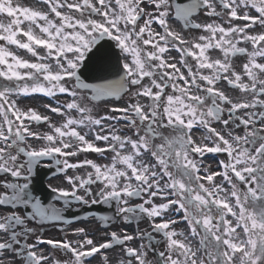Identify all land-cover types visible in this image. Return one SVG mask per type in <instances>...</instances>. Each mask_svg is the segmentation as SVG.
Wrapping results in <instances>:
<instances>
[{
  "label": "snow or ice",
  "instance_id": "snow-or-ice-1",
  "mask_svg": "<svg viewBox=\"0 0 264 264\" xmlns=\"http://www.w3.org/2000/svg\"><path fill=\"white\" fill-rule=\"evenodd\" d=\"M39 2L47 10L0 0V17H7L0 19V264H48L50 254L40 245L70 253L63 264H91L97 254L109 264L106 253L117 246L126 257L117 264H264V110L255 111L264 109V0ZM205 16L215 19L200 20ZM173 23L205 34L185 38ZM173 50L176 62H170ZM216 50L221 57L213 59ZM238 55L246 57L240 72L233 60ZM109 70L118 78L82 79L85 71ZM222 83L252 99L234 100L218 87ZM59 94L70 99L61 103ZM35 95L52 99L56 106L44 107L63 121L19 106ZM125 97V107L109 106ZM96 102L119 115H95ZM42 123L51 130L33 131ZM241 126L243 134L236 133ZM129 130L132 135H120ZM194 130L204 134L194 139ZM89 153L110 163L73 160ZM207 154L227 160L209 171ZM85 168L91 170L76 171ZM40 169L62 175L68 187L48 184L51 196L45 197L37 186ZM77 204L87 207L86 222L96 220L105 230L103 242L85 227L73 229L76 240L67 239L66 227L81 218L66 213ZM95 205L112 212H93ZM144 219L150 232L139 228ZM180 221L187 233L173 227ZM120 224L133 225V232ZM49 229L63 239L45 238ZM137 239L138 247L129 246Z\"/></svg>",
  "mask_w": 264,
  "mask_h": 264
},
{
  "label": "flooded vegetation",
  "instance_id": "flooded-vegetation-1",
  "mask_svg": "<svg viewBox=\"0 0 264 264\" xmlns=\"http://www.w3.org/2000/svg\"><path fill=\"white\" fill-rule=\"evenodd\" d=\"M218 10H219V8H218ZM205 18H209L210 21L215 19L214 17H206V16H205ZM200 20H201V17H200ZM218 22L223 23V21H218ZM225 26L227 27L228 25L225 24ZM156 27H157V25L154 24L153 28H156ZM255 31H259V29H255ZM239 46L247 47V48H249V50H251V45L250 44L246 45V42L241 41ZM13 51H17V54L22 55L25 59H30V60L34 59L30 54H28L26 52L23 54V52L18 51L15 47H13ZM170 55L172 57H175V60L170 61V62H176V61L179 60V54L175 50L171 51ZM211 56H212L213 59L219 58V57H221V53L220 52L216 53V51H212L211 52ZM166 57H167V55H166ZM233 60H234V66H235L236 71L240 72L242 70V64L244 62H246V57L243 56V55H238L237 57L233 58ZM260 62H264V60H262ZM185 74H187V73H185ZM245 80H247L246 77H245ZM144 83H148V79L147 78H145ZM218 87H220L222 90H224L226 92V94L230 95L236 101H240V100H249L250 101L252 99V95L251 94L242 93L239 90L233 89L231 86L227 85L226 83L219 84ZM201 95H203V93H201ZM260 98L264 99V96H261ZM56 99L59 100L61 103H63L65 101H67L68 99H70V97H68L67 94H59ZM140 102L142 104L149 103V101L146 98H143V97L140 98ZM18 103H19V106L21 108H24L25 110H27L28 108H34L40 114L50 116L53 123L59 124V123H61L63 121V117L58 116L56 114H52L50 111H48L44 107V105H47V104H52L53 106H56L55 102L52 99L43 97L41 95H35L33 97H30V98L22 99V100L18 101ZM224 107H228V106L225 105ZM101 109H102L101 107H97L96 110H95V115H98L99 111ZM261 110H264V109H260V108L255 109V111H261ZM245 111H253V109L241 110V111H239L237 113V115L244 116L245 115ZM73 115H78V113H73ZM224 118H227V116H225ZM237 123H239V121H237ZM212 126L216 127L217 130H219V131H222V132L226 131L222 127V125L220 123H215L214 122ZM233 127L234 126L232 124H229L228 129H233ZM257 127H259V124H257ZM32 129H33V131H39V132H46V131H50L51 130V129H49L47 127L46 124H43V123L38 125V126L33 124L32 125ZM235 132L238 133V134H243V132H244L243 126H241V128H239V129H235ZM203 134L204 133L202 131H197V130L193 131L194 139L197 136H201ZM131 135H132V132H131ZM199 142L200 141L197 140V143H199ZM32 143L35 146L38 142L33 141ZM107 157L110 158V156H107ZM85 158L92 159V160H94V161H96L97 163H100V164L110 163V159L101 158L100 156H96V155H93V154H87V156L82 154V155H80L78 157L73 158V160L74 161L75 160H83ZM219 160H227V156L226 155H222V154H207L203 158V161L205 162L204 164L205 165H210L209 171H219L220 170V168L218 166V161ZM90 170H91L90 168H85V169H79V170H76V171L79 172L80 174H83L84 172L90 171ZM48 172H49V169L48 170L47 169H40L39 170V174H41L45 178H47V180H46L47 184H50L53 187H57V186L68 187V185H67V183L64 180V177L62 175H59V176H56V177H53V176L52 177H48V174H49ZM68 174L72 175L73 174V170H69ZM216 183H220V178L219 177L216 178ZM225 187L228 188L230 186L227 185V183H225ZM240 187L244 188L245 186L244 185H240ZM40 192H41L42 195L47 197V195H46L47 190H40ZM132 202L133 203H139V201H137V200H134ZM75 207H81V206L77 204V205H75ZM69 215H70V210L66 213L67 217H69ZM177 219H178V217H177ZM28 226L29 227H33L34 225L31 222H28ZM77 227H85L86 229H95V233L96 234L93 235V239L96 242H98V243L99 242H103V240L101 239V235H102V232L105 231V230L99 228L98 222L96 220H91L90 222H86L84 219L79 220V221H75V222L71 223L70 225H68L66 227L67 239L68 240L73 241V240H76L78 238V237H76L75 235L72 234L73 233V229H75ZM116 227H117V225H113V228L107 229V231L114 230ZM119 227H121V228L127 227L129 233H132L133 229H134L133 225L120 224ZM173 227L176 228L178 231L183 230L186 233L189 231L188 226H187L186 222H184V221H180L179 223L173 225ZM139 228L142 231H149V232L151 231V228L149 227V222H148L147 219H144V220H142L139 223ZM153 235H156L157 239H160L158 234L153 233ZM43 236L45 238H53V239L59 238V239H63L64 233H62L59 230L49 229V230L43 232ZM177 238L178 239H182V237H177ZM34 240H35V237H30L29 240H28V243H33ZM192 242H193L194 246H198V240L194 239ZM140 243H142V241H140L138 239L137 240H133V241L129 242V246L138 247ZM144 243H146V241H144ZM40 247L43 248L45 254H50V259L48 261V264H53V260L59 261V262H61V264H63V261L71 258V254L70 253H65L62 249H53L51 246H47V245H40ZM153 247H155V245H153ZM158 250L159 251L165 250V244L161 243L159 245ZM104 251L105 250H102V252H104ZM5 255H7V253H5ZM106 255L108 256L109 264H117V260L119 258H126V257H123V254L120 252L119 246H117L116 248H114L112 250L107 251ZM148 259L153 260V261L156 259V257L154 256L153 252L150 251V250L148 251ZM5 264H7L6 261H5ZM18 264H19V262H18ZM91 264H102L100 254L96 255L95 259H93L91 261Z\"/></svg>",
  "mask_w": 264,
  "mask_h": 264
},
{
  "label": "water",
  "instance_id": "water-1",
  "mask_svg": "<svg viewBox=\"0 0 264 264\" xmlns=\"http://www.w3.org/2000/svg\"><path fill=\"white\" fill-rule=\"evenodd\" d=\"M115 61L113 60V63H114ZM111 71L112 70H109V72L111 73ZM103 74H106L105 73V71H101V72H96V73H90V72H87L85 75L87 76V77H89L90 75H94V76H96V77H101ZM117 75V74H116ZM92 80H95L96 82H97V79H92Z\"/></svg>",
  "mask_w": 264,
  "mask_h": 264
},
{
  "label": "rangeland",
  "instance_id": "rangeland-1",
  "mask_svg": "<svg viewBox=\"0 0 264 264\" xmlns=\"http://www.w3.org/2000/svg\"><path fill=\"white\" fill-rule=\"evenodd\" d=\"M0 19H3L5 22H7V17H0ZM201 20L205 21V22H211L209 18H205V17H201ZM235 23H237V22L235 21ZM200 34H205V33H202V32L199 31L198 35H200Z\"/></svg>",
  "mask_w": 264,
  "mask_h": 264
},
{
  "label": "bare ground",
  "instance_id": "bare-ground-1",
  "mask_svg": "<svg viewBox=\"0 0 264 264\" xmlns=\"http://www.w3.org/2000/svg\"><path fill=\"white\" fill-rule=\"evenodd\" d=\"M19 1L22 2V0H17V2H19ZM229 216H230V215H229ZM230 217H231V216H230ZM231 219L234 221V218L231 217ZM234 222H235V221H234ZM238 231H239V229H238Z\"/></svg>",
  "mask_w": 264,
  "mask_h": 264
}]
</instances>
